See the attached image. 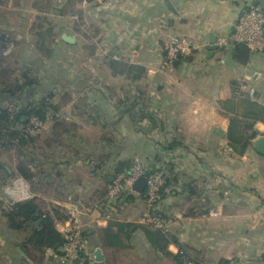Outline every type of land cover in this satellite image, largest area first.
Returning a JSON list of instances; mask_svg holds the SVG:
<instances>
[{"label": "crops", "instance_id": "crops-1", "mask_svg": "<svg viewBox=\"0 0 264 264\" xmlns=\"http://www.w3.org/2000/svg\"><path fill=\"white\" fill-rule=\"evenodd\" d=\"M249 6L264 12V0H36L30 7L44 18L34 44L50 46L42 51L18 40L38 85L6 106L48 99L56 111L42 122V134L19 148L18 166L4 169L11 182L22 177L30 185L28 202L52 215L62 235L72 222L88 229L90 264H181L180 246L194 264H264V156L255 149L264 123H256L259 135L244 156L229 145L231 120L248 121L234 85L264 106V52L232 66L226 55L207 51L212 38L223 46L232 37ZM174 36L197 50L172 73L162 72L165 44ZM137 159L169 176L159 211L180 246L165 252L140 223L143 195L108 197L121 164ZM47 187L59 193L46 195ZM14 208L0 195V264H60L48 250L41 258L32 246L30 254L23 249L34 226L12 230L7 217ZM114 222L132 225L130 239L104 247L101 230ZM128 249L135 262L121 260Z\"/></svg>", "mask_w": 264, "mask_h": 264}, {"label": "trees", "instance_id": "trees-1", "mask_svg": "<svg viewBox=\"0 0 264 264\" xmlns=\"http://www.w3.org/2000/svg\"><path fill=\"white\" fill-rule=\"evenodd\" d=\"M131 69L133 70L134 67ZM17 73L18 75L14 79V87L7 88V90L0 92L2 95H7L4 99H0V146L2 147L19 146L21 148L26 145L28 137L20 134L17 130V127L26 125L27 121H25L24 118L27 120L37 118L41 122H44L48 118L49 113L56 111V108L51 105L48 99H44L38 104H29L24 108L15 105L12 109L4 105L6 102L11 104L12 101L10 99L21 94L25 88L38 85L37 78L33 75L32 69L27 67V69L17 71ZM234 87V99L238 98L240 108L243 110V115L248 121H242L238 117L231 120L229 145L237 155L244 156L248 148L251 147L252 142L259 135L255 129L256 123H264V106L255 101L257 97L256 94L251 96L250 93L242 92L237 84H235ZM132 165L133 161H124L117 173L123 172L124 169H129ZM0 169H3V167H0ZM20 174L28 177L25 170L22 168L20 169ZM168 183L169 179L167 185ZM167 187L168 186H166V189ZM104 196H106V194ZM56 214L59 213L56 212ZM7 218L12 230H25L28 226H34L31 235L23 245V249L29 254L31 251L30 246H32L33 251L37 254H44L49 249L58 252L65 245L66 240L64 236L58 232L53 216L43 212L39 206L32 204V202L17 204L14 208V212L9 214ZM131 226L132 225H127L122 227L119 223H110L107 228L101 230L102 245L110 248L122 247L125 240L130 239L129 228ZM114 228H118V231H115ZM146 234L151 244L162 252H165L172 244L179 245L174 235H165L159 229L147 226ZM84 235L86 236V234ZM180 251L183 252L184 255L178 254L176 258L181 264H184L182 256H186L189 259V255L182 246H180ZM189 261H191V259H189ZM88 264H90V262ZM222 264L229 263L223 262Z\"/></svg>", "mask_w": 264, "mask_h": 264}, {"label": "built area", "instance_id": "built-area-1", "mask_svg": "<svg viewBox=\"0 0 264 264\" xmlns=\"http://www.w3.org/2000/svg\"><path fill=\"white\" fill-rule=\"evenodd\" d=\"M232 42H237L240 46L248 48L251 53L264 52V12L261 9L249 6L243 11L236 25L235 33L231 38L224 39L221 44L223 46H229ZM196 50V45L190 39L182 36L172 37L165 44L164 57L160 70L162 72L172 73L175 69L174 65L176 62L192 56ZM250 95L253 96L254 92L251 91ZM29 121V125L34 129H36V124L42 123L37 118H31ZM29 133L26 131L23 134L30 137ZM147 173L148 183L143 194L147 209L140 223L154 229H159L165 235L170 236L169 223L159 211L169 179L165 169L152 171L141 160L137 159L128 171H123L117 175L110 187L108 197L110 200H114L120 194L124 193V190L128 193H135L133 191V185ZM27 185L28 191L31 194L30 198L22 201L19 200L22 194L20 190L22 185H18L16 190L17 199L14 200L10 196H6L10 202V206L14 207L17 204L28 202L34 198L30 185L28 183ZM63 236L66 240L65 245L58 252L48 250L50 257L58 259L60 264H88L93 261L94 256L87 248L83 228L80 224L72 222L63 231ZM179 255H184V253L179 251ZM182 260L184 264H194L186 256H182Z\"/></svg>", "mask_w": 264, "mask_h": 264}, {"label": "rangeland", "instance_id": "rangeland-1", "mask_svg": "<svg viewBox=\"0 0 264 264\" xmlns=\"http://www.w3.org/2000/svg\"><path fill=\"white\" fill-rule=\"evenodd\" d=\"M35 1L36 0H0V92L7 90V88L9 89L10 87H14V79L18 75L17 71H23V69H27L22 60V52L19 51L23 45L22 43H18V40L25 37L31 45L33 44V46L36 48L40 47L41 50L43 49V46H50L45 44L39 45L36 42L34 44V41L37 40L36 34L41 29V27H38L37 25H42V23H44V18L34 14L30 8L35 3ZM54 10L59 11L56 8H54ZM48 18L54 20L52 16H49ZM22 25H24L25 28H21ZM3 35L5 38H7L6 40L1 39ZM44 50L45 49H43L42 51ZM47 55L48 54H46V56ZM29 61L31 65H36V70L37 68H39L37 60ZM45 67H47V65H45ZM30 69L32 68L30 67ZM4 105H6V103ZM29 124L30 121L27 120L26 125L17 127V130L20 134H23L26 131H28V133L30 132V137H28V140L31 138L35 140L42 134L44 130V124H36V129L32 128V126H30ZM94 135L96 134L94 133ZM19 148V146H0V167H3V169H0V195H4V187L9 186L12 183L11 178H7L4 168H15L16 166H18L21 156ZM148 168H150L152 171L156 170V168L151 166ZM8 183L10 184L8 185ZM56 189L47 187L45 191L46 195H52L54 191L55 193H59V191ZM61 213L62 212H60L59 214ZM63 214L64 213H62V216L64 217ZM95 229L97 230L96 234L99 236L100 232L98 228L96 227ZM87 230V228L83 227L84 234H86ZM85 241H87L89 245L88 238L86 236ZM122 255L124 258L121 259L122 261L135 262V260H137V255L132 249L131 251L128 249V251L122 253ZM35 256H39L42 258L41 254H35Z\"/></svg>", "mask_w": 264, "mask_h": 264}, {"label": "water", "instance_id": "water-1", "mask_svg": "<svg viewBox=\"0 0 264 264\" xmlns=\"http://www.w3.org/2000/svg\"><path fill=\"white\" fill-rule=\"evenodd\" d=\"M1 39L6 40L7 38L4 37V35L1 37ZM64 40L68 43H74V40L70 37H64ZM207 51L209 52V55H211L213 52L218 51L219 53L226 55V65H232L235 62H238L242 66H246L249 63L250 57H251V51L248 48L242 47L237 42H232L230 45V48H227L226 46H219L217 44L216 39H211L210 45L207 47ZM179 62L175 63V67H178ZM255 149L264 156V138L258 139L255 142ZM148 173L141 177L134 185H133V191L139 195H143L145 193L147 183H148ZM189 226L186 227V232H188ZM103 256L101 253V250L96 251V262L100 263L103 261Z\"/></svg>", "mask_w": 264, "mask_h": 264}, {"label": "clouds", "instance_id": "clouds-1", "mask_svg": "<svg viewBox=\"0 0 264 264\" xmlns=\"http://www.w3.org/2000/svg\"><path fill=\"white\" fill-rule=\"evenodd\" d=\"M18 185H22L21 190V195L19 197V200H26L28 198H30V192L28 191V185L27 182L23 180V178H18L17 180H14L12 182V185L10 186H5L3 189V193L5 196H10L11 198H13L14 200L17 199L16 197V190H17V186Z\"/></svg>", "mask_w": 264, "mask_h": 264}]
</instances>
